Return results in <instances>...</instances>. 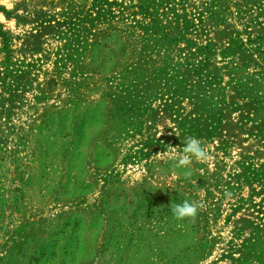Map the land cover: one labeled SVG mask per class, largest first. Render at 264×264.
Returning a JSON list of instances; mask_svg holds the SVG:
<instances>
[{"label":"rangeland","instance_id":"obj_1","mask_svg":"<svg viewBox=\"0 0 264 264\" xmlns=\"http://www.w3.org/2000/svg\"><path fill=\"white\" fill-rule=\"evenodd\" d=\"M0 264H264V0H0Z\"/></svg>","mask_w":264,"mask_h":264},{"label":"clouds","instance_id":"obj_2","mask_svg":"<svg viewBox=\"0 0 264 264\" xmlns=\"http://www.w3.org/2000/svg\"><path fill=\"white\" fill-rule=\"evenodd\" d=\"M184 152L195 156L198 159H206L207 154L201 148L197 140H191L184 148ZM191 162L190 156H185L178 161L179 165H188ZM173 212L177 218L194 217L197 214V205L185 201L183 204L173 206Z\"/></svg>","mask_w":264,"mask_h":264}]
</instances>
